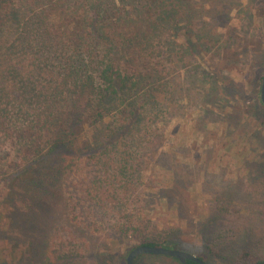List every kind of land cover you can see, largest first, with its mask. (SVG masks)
Instances as JSON below:
<instances>
[{
	"label": "rangeland",
	"instance_id": "374dc122",
	"mask_svg": "<svg viewBox=\"0 0 264 264\" xmlns=\"http://www.w3.org/2000/svg\"><path fill=\"white\" fill-rule=\"evenodd\" d=\"M189 2L196 17L192 28L207 31L214 40L203 46L196 40L193 54L184 60L165 54L158 59L139 55L136 45L126 52L125 60L144 74L153 75L156 70L163 78L155 91L165 105L163 110L147 113L143 102L148 92L143 91L135 104L142 115H148L139 125L132 121L113 140L106 135L119 125L104 119L96 127V141L90 134L85 138L95 146L118 143L134 128L129 169L115 159L112 168L101 174L104 182L97 188L66 186L51 179L40 195L34 193L35 176L70 160L69 148L44 166L39 161L27 175L0 171V264H126L137 239L197 256L208 264L264 261V106L260 96L264 0ZM46 8L41 4V9ZM57 10L66 13L65 6L56 3L47 12ZM59 22L64 30V19ZM7 30L4 38L12 44L14 25L8 23ZM9 53L15 63L21 58ZM133 54L138 58H132ZM3 56L5 52L0 51V59ZM13 67L10 63L0 66V78L10 81ZM9 84L17 102H24L22 90L15 93V85ZM43 116L47 120L46 113ZM105 153H101L104 158ZM3 175H9L8 180ZM46 188L54 193L50 203L43 198L48 196ZM81 188L116 204L117 209H112L121 218L133 220L128 236L108 229L113 222L101 218L105 208L98 207L95 217L83 209L78 203L86 195ZM70 254L74 259L65 260ZM136 264L181 263L146 254Z\"/></svg>",
	"mask_w": 264,
	"mask_h": 264
},
{
	"label": "trees",
	"instance_id": "16d2710c",
	"mask_svg": "<svg viewBox=\"0 0 264 264\" xmlns=\"http://www.w3.org/2000/svg\"><path fill=\"white\" fill-rule=\"evenodd\" d=\"M189 1L7 0L8 4H3L5 1L0 0V51L5 52L0 66L8 63L14 66V71H9L10 81L6 76L0 78V171L24 176L39 161H43L44 166L60 150L69 148L72 151L70 160L64 164L58 162L53 169L45 168L37 178L35 176L34 193L40 195L56 180L66 186L97 188L99 182H104L101 174L112 168L115 159H120L122 168L128 167L133 154L129 141L134 128L118 143L95 146L85 138L89 134L94 137L96 127L102 125L104 119L119 125L116 131L111 130L112 134L106 135L113 140L132 121L135 126L139 125L148 115H142L135 104L143 91L148 92L143 102L147 113L163 110L165 105L155 92L163 78L156 70L153 75L144 74L132 61L125 60L129 57L126 52L136 45L141 49L139 55L158 59L165 54L171 59L184 60L193 54V42L197 40L203 46L214 40L207 31L192 28L196 17ZM53 3L64 5L66 13L47 12ZM41 4L47 8L41 9ZM62 18L64 30L59 22ZM8 23L14 25L16 33L12 44L5 40ZM6 52L21 55V58L15 63ZM116 57L124 60L118 62L114 60ZM132 58L138 55L133 54ZM48 81L49 87L46 86ZM10 82L15 85V93L22 90L24 102L18 103L9 91ZM44 103L49 105L44 107ZM44 113L47 120H44ZM110 114L118 120L110 119ZM100 147L103 149L98 150ZM101 153H105L106 158ZM135 172L140 173L139 167ZM8 177L3 175L4 180ZM86 188H81L86 195L78 202L83 209L87 208L95 217L98 207L105 208L101 218L114 223L108 229L115 230L117 236H128L133 220L121 218L112 209V206L117 209L116 204L104 202L88 193ZM46 190L48 196L43 198L50 203L54 193ZM137 240L136 247H162ZM65 257V260L74 259L71 254ZM262 263L264 261L255 264Z\"/></svg>",
	"mask_w": 264,
	"mask_h": 264
},
{
	"label": "water",
	"instance_id": "95a60500",
	"mask_svg": "<svg viewBox=\"0 0 264 264\" xmlns=\"http://www.w3.org/2000/svg\"><path fill=\"white\" fill-rule=\"evenodd\" d=\"M260 96L262 104L264 105V75L262 78V85L260 90ZM156 255V256H167L171 258L177 259L181 264H188V261H194L199 264H208L204 260L200 259L197 256L190 255L181 251H178L176 249H170L166 247L161 246H137L133 248L127 258H126V264H134V261L137 257L142 255ZM264 264V263H262Z\"/></svg>",
	"mask_w": 264,
	"mask_h": 264
}]
</instances>
